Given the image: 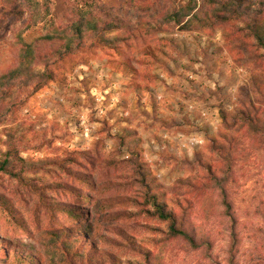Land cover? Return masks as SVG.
<instances>
[{
    "label": "rangeland",
    "instance_id": "obj_1",
    "mask_svg": "<svg viewBox=\"0 0 264 264\" xmlns=\"http://www.w3.org/2000/svg\"><path fill=\"white\" fill-rule=\"evenodd\" d=\"M37 1L31 29L28 11L19 21L0 6V75L21 66L24 43L47 76L0 105V264H264L253 31L163 24L189 0ZM261 2L240 9L246 21Z\"/></svg>",
    "mask_w": 264,
    "mask_h": 264
},
{
    "label": "trees",
    "instance_id": "obj_2",
    "mask_svg": "<svg viewBox=\"0 0 264 264\" xmlns=\"http://www.w3.org/2000/svg\"><path fill=\"white\" fill-rule=\"evenodd\" d=\"M204 3V7H215L210 11L198 10L197 0H189L188 5L185 8L174 9L172 12L166 14L163 19V24H176L181 26L185 21L186 23L182 26L185 29L190 28L194 21H200L201 23L208 22H221L225 20L229 21H240L241 23H245V27H249L248 29L253 31V36L258 41V43L264 47V16L259 17V15L253 18L251 21L245 20V15L249 10H240L241 8H249V5H246L251 0H202ZM25 6L27 10L22 8V4H20V0H0L1 7L8 8V15L16 17L19 21L24 20L26 16V12L30 14V18L28 19L27 29H31L36 26L39 21L42 20V12L39 10L40 2L37 0H24ZM261 6H264V2H261ZM196 11V12H195ZM2 13V11H0ZM228 13L230 15H228ZM261 13V12H260ZM205 14V15H204ZM81 24L77 26L75 29V36L79 40V43L73 48V46H69L65 56L71 54L73 51L79 49L82 46V38L83 31L81 28ZM99 29L96 27V35L98 39L102 41V43L108 42L103 35L98 31ZM22 33V32H21ZM64 56H61L63 58ZM36 56L34 55V49L31 45L24 44L21 48V57H20V65L19 68L10 69L0 75V105L3 102H6L11 97V92L14 91V87H28L34 85L36 81L42 80L45 81L47 79L46 75H40L34 71L32 68L33 61ZM60 58V56H59ZM55 59L54 61H56ZM53 61V62H54ZM52 63V62H51ZM50 63V64H51ZM19 79V80H18ZM2 114L0 115L1 118ZM6 165H2L1 169H4ZM157 211L160 215V218L164 221H169L172 219V216L165 213L164 210L157 203ZM170 230L172 233L181 234L182 232L176 229V224L172 220ZM72 251L71 248L68 249V253Z\"/></svg>",
    "mask_w": 264,
    "mask_h": 264
}]
</instances>
